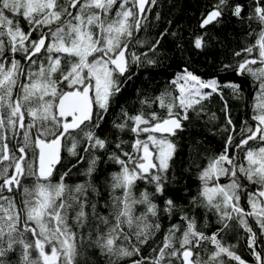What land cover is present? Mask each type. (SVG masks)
Listing matches in <instances>:
<instances>
[{"label":"snow or ice","instance_id":"1","mask_svg":"<svg viewBox=\"0 0 264 264\" xmlns=\"http://www.w3.org/2000/svg\"><path fill=\"white\" fill-rule=\"evenodd\" d=\"M155 4L0 0V264H87L83 258L90 248L106 258L105 264H127L125 258L131 257H139L131 264H225L224 257L246 264L233 245L223 242L222 234L233 224L246 234L256 264H264L256 251L264 248V0L249 5L247 19L260 27L256 33L249 24L255 43L234 53L246 54L245 59L225 65L252 78L253 123L243 122L237 132L225 102L224 130L229 134L224 151L210 157L199 172L200 186L189 208L165 198L176 181L169 175L177 152L174 137L184 129L190 111L200 106L197 114L203 112L202 102L214 93L223 98L224 87L239 97L242 84L205 81L185 68L172 81L178 95L165 90L151 101L141 100L136 114L121 109L122 119L112 124L115 150L109 153L110 139L98 135L122 92V78L130 79L131 66H139L142 57L143 63L155 64L147 53L131 51L144 45L138 33ZM225 10L245 19V5L217 0L203 16L201 29L219 23ZM193 46L202 50L205 36H196ZM153 104L164 114H145L143 108ZM126 132L132 134L130 141L119 136ZM65 152L76 163L54 181ZM101 152L119 166L110 174L107 200L97 183ZM81 163L87 164L80 172L84 179L67 183L72 168ZM221 178L228 182L221 183ZM139 183L145 187L137 194ZM200 209L215 217L218 227L210 235L198 227L195 213ZM177 214L179 222L170 224L157 243L162 219ZM142 246L150 248L149 255H141Z\"/></svg>","mask_w":264,"mask_h":264},{"label":"trees","instance_id":"2","mask_svg":"<svg viewBox=\"0 0 264 264\" xmlns=\"http://www.w3.org/2000/svg\"><path fill=\"white\" fill-rule=\"evenodd\" d=\"M233 2L245 5L244 20L237 19L225 10L219 23L213 22L201 29L200 23L203 16H206L217 0H156V4L152 6L151 12L148 14L146 27L138 33V38L145 41L144 45H135L131 49L137 55L147 53V58L154 60L155 64L143 63L145 57H142L139 66L135 64L131 66L127 73L130 79L124 81L122 78L124 83L122 92L115 98L106 122L101 129L97 130L98 135L110 139L109 153L115 150L117 133L112 124L113 121L118 123L122 119L121 109L127 110L130 114H136L141 110V100L151 101L165 90L178 95V90L172 81L185 68L203 80L216 79L221 85L230 82L242 84L243 91L239 97L234 96L231 89L224 87L222 88L223 98L220 94L214 93L209 99L202 102L203 112L197 114L200 106H198L197 112L190 111L189 119L183 122L184 129L174 137L177 152L169 175L175 176L176 181L166 189L165 198H173L178 205L185 209L189 208L190 198L196 195L199 189L200 181L197 179L199 172L206 166L210 157L224 151L225 141L229 134L224 130L226 125L225 102H227V114L235 124L237 132L243 122L253 123L251 120L252 104L256 89L252 78L237 74L234 68L225 69V65H236L245 59L246 54L235 56L234 53L255 43L256 36L248 35L249 24L256 33L260 31V27L255 21L247 19L251 10L249 7L251 0H233ZM21 25L27 31L22 20ZM165 30L167 33L161 37V33H165ZM199 35H204L206 40V46L202 50L193 46L194 38ZM157 40L160 43L155 51H149V47ZM256 55L257 53L254 52L248 58H253ZM143 111L145 114L150 111L164 114L158 104H153L151 108L145 106ZM119 136L124 140L132 139V134L129 132L119 134ZM238 139L237 137L234 142H238ZM124 150L131 151V148L125 145ZM63 155L64 162L58 166V170L54 174V181L58 180L63 172L76 163L75 159L69 157L66 152ZM97 155H100L102 160L100 164L102 171L97 183L104 193V200H107V183L110 174L119 171V166L108 160V153L101 152ZM86 167V163H81L76 168H72V176L66 178V182L69 184L80 182L84 179L80 176V172ZM30 182L27 181V183ZM220 182L227 183L228 178H221ZM144 187L143 183H139L136 188L137 194ZM149 190L151 189L149 188ZM157 202L162 205L163 200L159 199ZM141 210L138 208L137 211ZM104 214L107 215V211H104ZM195 215L198 227L207 234L210 235L216 231L218 225L213 215H206L203 209L196 211ZM177 222H179V214L172 220L163 218L162 229L157 234L156 242L160 243L170 224ZM253 227L256 230L255 225ZM222 235L223 242L226 245H233V251L245 262L256 263L252 249L247 245V236L243 229L233 224L232 228ZM258 242H260L259 237ZM177 247H179L178 244ZM150 251L148 246H142L141 255L147 256ZM210 251L211 248H209ZM256 251L260 252L264 259V248L257 247ZM202 255L204 254L202 253ZM138 258L131 257L125 258V260L127 264H131L133 259ZM204 258L206 259L207 256L204 255ZM83 260L87 264H105L106 258L98 250L90 248ZM224 260L225 264H236L235 261H229L227 257H224ZM121 264H125V261H122ZM173 264H177V262L173 261Z\"/></svg>","mask_w":264,"mask_h":264},{"label":"rangeland","instance_id":"3","mask_svg":"<svg viewBox=\"0 0 264 264\" xmlns=\"http://www.w3.org/2000/svg\"><path fill=\"white\" fill-rule=\"evenodd\" d=\"M209 80H212V79H209ZM215 80H216V79H215ZM205 81H208V80H205ZM205 91H208V90H205ZM246 264H250V263H247V262H246ZM254 264H256V263H254Z\"/></svg>","mask_w":264,"mask_h":264},{"label":"water","instance_id":"4","mask_svg":"<svg viewBox=\"0 0 264 264\" xmlns=\"http://www.w3.org/2000/svg\"><path fill=\"white\" fill-rule=\"evenodd\" d=\"M207 15V14H206Z\"/></svg>","mask_w":264,"mask_h":264}]
</instances>
